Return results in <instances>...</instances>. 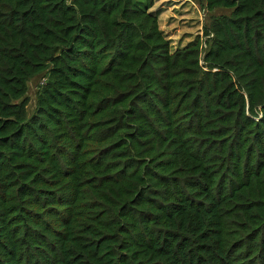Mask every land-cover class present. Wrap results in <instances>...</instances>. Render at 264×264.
<instances>
[{
	"label": "trees",
	"instance_id": "trees-1",
	"mask_svg": "<svg viewBox=\"0 0 264 264\" xmlns=\"http://www.w3.org/2000/svg\"><path fill=\"white\" fill-rule=\"evenodd\" d=\"M154 5L0 0V264H264V0Z\"/></svg>",
	"mask_w": 264,
	"mask_h": 264
},
{
	"label": "rangeland",
	"instance_id": "rangeland-1",
	"mask_svg": "<svg viewBox=\"0 0 264 264\" xmlns=\"http://www.w3.org/2000/svg\"><path fill=\"white\" fill-rule=\"evenodd\" d=\"M152 11L158 15L160 27L171 41L173 49L184 47L199 37L206 39L204 27L212 15L230 14L229 9H217L213 12L205 9V0H155ZM41 77L30 82L28 97L29 111L35 109L36 93Z\"/></svg>",
	"mask_w": 264,
	"mask_h": 264
}]
</instances>
